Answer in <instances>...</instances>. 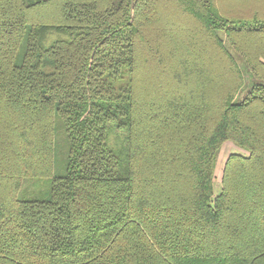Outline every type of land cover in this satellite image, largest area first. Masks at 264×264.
Listing matches in <instances>:
<instances>
[{
    "label": "trees",
    "instance_id": "16d2710c",
    "mask_svg": "<svg viewBox=\"0 0 264 264\" xmlns=\"http://www.w3.org/2000/svg\"><path fill=\"white\" fill-rule=\"evenodd\" d=\"M230 48L264 81V0H0V264H264V84L235 102Z\"/></svg>",
    "mask_w": 264,
    "mask_h": 264
},
{
    "label": "rangeland",
    "instance_id": "374dc122",
    "mask_svg": "<svg viewBox=\"0 0 264 264\" xmlns=\"http://www.w3.org/2000/svg\"><path fill=\"white\" fill-rule=\"evenodd\" d=\"M230 51L233 55V57L236 59L239 67L242 70V73L245 77V84L241 88V90L238 92V94L235 97V102L240 103L242 102L248 93L252 90L254 84L257 83H263L264 81H258L256 79H253L246 63L241 58V56L233 51L230 48ZM57 143H56V155H55V174L57 176H62L65 174L66 166L68 163V146L66 142V134L64 128L61 127V124L57 122ZM246 154L236 148L232 143H226L221 152L218 155L217 158V164L215 169V188L214 193L215 196L219 195L222 189V177H223V171L225 164L227 162V159L231 154ZM32 184V187L30 186ZM30 191H29V190ZM31 190H35V193H31ZM50 186L47 181H42L41 184L32 183V182H26L24 184V188L22 189V193L19 194L20 199H46L49 195Z\"/></svg>",
    "mask_w": 264,
    "mask_h": 264
}]
</instances>
